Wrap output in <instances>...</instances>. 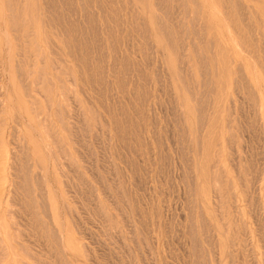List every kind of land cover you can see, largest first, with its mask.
Returning a JSON list of instances; mask_svg holds the SVG:
<instances>
[{"label":"rangeland","instance_id":"obj_1","mask_svg":"<svg viewBox=\"0 0 264 264\" xmlns=\"http://www.w3.org/2000/svg\"><path fill=\"white\" fill-rule=\"evenodd\" d=\"M0 32V264H264V0H0Z\"/></svg>","mask_w":264,"mask_h":264},{"label":"bare ground","instance_id":"obj_2","mask_svg":"<svg viewBox=\"0 0 264 264\" xmlns=\"http://www.w3.org/2000/svg\"><path fill=\"white\" fill-rule=\"evenodd\" d=\"M13 1V0H12ZM207 1V0H206ZM210 1V0H209ZM7 2H9V1H7ZM43 2V1H42ZM130 2H131V0H130ZM3 3V2H2ZM21 3V2H20ZM130 4V3H129ZM209 4V3H208ZM11 5V4H10ZM63 5V4H62ZM186 5V4H185ZM207 5V4H206ZM206 5H204V6H206ZM209 6V5H208ZM240 6V5H239ZM24 7V6H23ZM23 7H22V9H23ZM188 7V6H187ZM213 7V6H212ZM225 7V6H224ZM231 7H233V6H231ZM16 8V7H15ZM14 8V9H15ZM230 8V7H229ZM214 11L215 10H218L215 6H214ZM225 9V8H224ZM232 9V8H231ZM238 9V8H237ZM253 9V8H252ZM11 10V9H10ZM9 10V11H10ZM24 11V10H23ZM225 12V11H224ZM218 13H219V15L223 18L224 17V15H223V13H221V12H219V10H218ZM22 14V13H21ZM232 15V14H231ZM228 17V16H227ZM240 18V17H239ZM10 20H11V18H10ZM15 20V19H14ZM23 20V19H22ZM21 20V21H22ZM225 20V19H224ZM236 20V19H235ZM232 21V20H231ZM3 22V21H2ZM2 22H1V24H2ZM226 22V21H225ZM224 22V23H225ZM4 23V22H3ZM243 23V22H242ZM14 24V23H13ZM239 24V23H238ZM11 25V24H10ZM226 25V29L228 30V34H229V38L231 39V41H232V43L236 46V48L238 49V48H242V49H244V47L240 44V42L238 41V36H240L239 35V32L237 31V29H236V26L234 25V24H232V23H226L225 24ZM4 26V25H3ZM6 26V25H5ZM196 26V25H195ZM15 27V26H14ZM239 27V26H238ZM11 29H13L12 31H14V28H12L11 27ZM18 29V28H17ZM2 30V29H1ZM9 31V30H8ZM16 31V30H15ZM17 31H19V30H17ZM2 32V31H1ZM0 32V33H1ZM5 31L3 30V33H4ZM10 32V31H9ZM3 33H1V34H3ZM20 33H21V30H20ZM7 34V33H6ZM18 34V33H17ZM27 34V33H26ZM12 35H15V34H12ZM19 35V34H18ZM5 36V35H4ZM11 36V35H10ZM15 37V36H14ZM18 38L19 37H17V40L16 41H18ZM13 39V38H12ZM21 38H19V40H20ZM27 39V38H26ZM7 40H9V39H7ZM5 41L4 43H7L8 41ZM23 41V40H22ZM243 41V40H242ZM10 42H11V40H10ZM15 42V41H14ZM9 43V42H8ZM7 43V44H8ZM17 43V42H16ZM241 43H243V42H241ZM7 44H5L6 46H7ZM13 44V43H12ZM11 44V45H12ZM18 46L20 45L19 44V41H18ZM66 45V44H65ZM257 45V44H256ZM8 46H10V45H8ZM7 46V48L9 49V47ZM22 46V45H21ZM71 46V45H70ZM187 46V45H186ZM11 47H13V45L11 46ZM15 47V46H14ZM24 47V46H23ZM18 48V47H17ZM7 49V50H8ZM15 49H16V47H15ZM19 50H20V48H18ZM17 49V50H18ZM21 49H22V47H21ZM24 49V48H23ZM186 49V48H185ZM11 49H9V51H10ZM44 51V50H43ZM29 52V51H28ZM241 52H243V53H246V51H245V49L244 50H241ZM19 53H21V52H19ZM9 54V53H8ZM17 54V53H16ZM29 54H31V53H29ZM5 55H7V54H5ZM18 55V54H17ZM21 55H22V53H21ZM15 56V55H14ZM26 56V55H25ZM191 57V56H190ZM10 58H11V55H10ZM15 58V57H14ZM87 58V57H86ZM16 59V58H15ZM192 59V58H191ZM191 59H190V61H191ZM250 59V58H249ZM10 60V59H9ZM32 61V60H31ZM255 63V62H254ZM27 64V63H26ZM11 65V64H10ZM15 66L17 67V65L15 64ZM19 66H20V64H19ZM18 66V67H19ZM29 67V66H28ZM1 68H3V67H1ZM9 68V67H8ZM20 68V67H19ZM4 69V68H3ZM11 69H12V71H13V69H14V67L12 68V66H11ZM11 69H9V70H11ZM4 71V70H3ZM6 71L7 70H5V72L4 73H6ZM15 71V70H14ZM16 71H17V69H16ZM255 71V70H254ZM9 72V71H8ZM7 72V73H8ZM18 72V71H17ZM10 73H12V72H10ZM13 73H15V72H13ZM63 73V72H62ZM16 74V73H15ZM67 74V73H66ZM70 75V74H69ZM189 75V74H188ZM255 75V74H254ZM18 76H19V73H18ZM11 77V76H10ZM40 78V77H39ZM256 79V78H255ZM72 83V82H71ZM39 85V84H38ZM8 86V85H7ZM73 86V85H72ZM66 87V86H65ZM253 88V87H252ZM2 90V89H1ZM241 91V90H240ZM74 92V91H73ZM3 93V92H2ZM0 111H1V109H0ZM4 113V112H3ZM70 118V117H69ZM26 120V119H25ZM61 120V119H60ZM45 149V148H44ZM48 154H50L49 152H48ZM47 156V155H46ZM15 157V156H14ZM50 157H51V155H50ZM12 159H13V157H12ZM15 162V161H14ZM14 168V167H13ZM20 170V169H19ZM15 171V170H14ZM20 172V171H19ZM18 173V172H17ZM217 184V183H216ZM223 186V185H222ZM40 198V197H39ZM12 202V201H11ZM41 220V219H40ZM57 234V233H56ZM62 241V240H61ZM62 244H63V242H62ZM65 250V249H64Z\"/></svg>","mask_w":264,"mask_h":264}]
</instances>
